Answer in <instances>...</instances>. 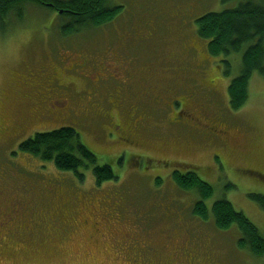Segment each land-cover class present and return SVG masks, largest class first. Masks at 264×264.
<instances>
[{
    "label": "rangeland",
    "instance_id": "rangeland-1",
    "mask_svg": "<svg viewBox=\"0 0 264 264\" xmlns=\"http://www.w3.org/2000/svg\"><path fill=\"white\" fill-rule=\"evenodd\" d=\"M238 1L111 0L122 7L113 22L66 35L61 28L67 21L57 11L28 5L22 20L14 14L7 18L0 26V101L5 95L9 98L0 102V115L22 117L26 126L8 141L0 135V174L22 166L30 178L22 172L24 177L49 184L62 203L34 215L6 218L8 223L0 224V264H264V259L238 246L235 226L224 231L212 219L194 215L192 206L198 195L178 188L171 178L173 169H182V163L195 164L209 173L206 177L198 172L214 187L213 195L205 200L208 208L224 197L264 236V211L248 196L264 194V76L253 74L245 106L232 110L227 84L239 73L240 53L227 57L230 75L226 77L225 63L220 57L209 58L207 40L197 35L195 22L206 11L221 10L231 2L235 6ZM185 7L187 14L174 18ZM148 30L153 32L149 42L140 38V32ZM193 43L199 49L193 50L191 67L199 81L191 97L195 98L198 129L207 130L204 124H211L226 132L220 136L195 130L179 134L165 123L171 110L143 100L139 89L132 100L141 108V142L122 160H115L123 145L115 140L112 125L98 114L81 112L88 98L98 101L113 122L126 123L127 111L113 106L105 88L99 92L89 84L90 72L85 67L76 72L68 64L78 63L81 55L99 63L102 49L131 50L137 56L132 62L135 76L148 73L150 84L169 88L166 104L172 96L186 94L182 91L185 82L171 69L181 46ZM209 78L213 85L206 84ZM46 81L62 85L75 115L50 111L48 96L35 93ZM91 91L95 94L89 96ZM35 97L42 102L39 113H33ZM201 111H207V123ZM61 126L77 129L98 163L109 164L116 179L97 185L92 168L80 170L84 176L79 179L71 171L58 170L50 161L19 150L20 142L35 132ZM221 138L227 146H222ZM84 221L87 229L95 222L102 227L105 223V229L88 239L78 224ZM65 229L76 232L63 239ZM149 241L150 248H144Z\"/></svg>",
    "mask_w": 264,
    "mask_h": 264
},
{
    "label": "trees",
    "instance_id": "trees-1",
    "mask_svg": "<svg viewBox=\"0 0 264 264\" xmlns=\"http://www.w3.org/2000/svg\"><path fill=\"white\" fill-rule=\"evenodd\" d=\"M28 5L38 9L57 11L59 16L64 17L67 22L62 25V35L103 27L102 25L113 22L122 8L119 5H113L111 0H0V26L11 14H14L18 20H22ZM233 5L234 2H231L229 7L221 10L206 11L195 22L197 35L200 39L207 40L206 53L209 58L220 57V60L225 63L226 77L230 75V62L227 57L240 53L239 73L227 84L229 107L237 111L243 108L248 100L249 83L253 74L258 73L264 76V0H239L237 5ZM185 57L190 59L191 55ZM222 142V146H227L226 140ZM18 148L22 152L38 157L41 161H50L58 170L73 172L79 179L84 176L80 170L92 168L97 185L116 179L111 166L107 163H98L95 153L82 141L80 133L72 126L35 132L21 141ZM127 151L130 152L129 149ZM159 162L168 165L164 161ZM191 165L196 166L182 163V169H173L171 178L178 188L198 195V200L192 206V213L202 220L212 219L214 226L226 229L224 231L235 226V230L239 233L238 246L263 260L264 236L257 226L224 197L216 199L208 208L205 200L213 195L214 187L198 172H202L206 177L209 173L206 174L198 166L193 168ZM20 167L22 169L14 167L13 170L23 182L25 190L34 194L39 193L40 189L35 187V184L40 182L29 181L27 171ZM22 172L28 178L24 177ZM160 179L156 181L158 184L161 183ZM29 182L32 185H29ZM15 193L21 194L19 191ZM248 196L264 211V194L250 193ZM43 210L48 209L42 208L37 211ZM37 211H33L32 214L34 215ZM48 219L50 218L45 220Z\"/></svg>",
    "mask_w": 264,
    "mask_h": 264
},
{
    "label": "flooded vegetation",
    "instance_id": "flooded-vegetation-1",
    "mask_svg": "<svg viewBox=\"0 0 264 264\" xmlns=\"http://www.w3.org/2000/svg\"><path fill=\"white\" fill-rule=\"evenodd\" d=\"M187 10V7L180 10L178 15L174 14V18L186 15ZM140 38L149 42L153 38V32L149 30L141 31ZM196 49L198 48L194 43L193 46L190 44L183 45L181 46L179 53L173 57L175 64L171 71L176 73L179 81L185 82L182 91L186 90V94L184 96H179L180 98L172 96L170 102L166 104L164 102L166 95H171L169 88L164 84H150L151 81L148 73L137 78L135 76L137 70L135 66L132 65V62L137 56L131 50L114 48L102 49L99 53V59L101 60L99 63H94L88 56L81 55L78 57V63L75 65L68 64L70 70H73L72 68H74L75 70L73 71L76 72H78V68L85 67L84 71L90 72L89 78L91 79H88L89 84L92 86L95 85V87L100 89L99 92L105 88L108 97H111V101H113V106L127 111L129 118L126 123L120 124V122H113L111 115L104 111L105 108L98 101L93 103L92 99L88 98L86 106L83 107L85 111L81 112L84 115L92 113L98 114L105 119L107 118V121L112 125L113 131L116 132L117 140H115L123 145L116 160H122L124 154L128 152V149L134 148L141 142V108L138 106V101L135 100V102L132 100V95L139 89H142L143 100L150 102L154 107L167 106L171 110L165 123L179 134H186L191 130H195L201 132H216V135L218 133L220 136L222 133L226 132V130L220 125L213 126L211 124H204V126L207 127V130L198 129L199 119L195 115L196 111H194L193 105L195 98H191L195 94L192 90L197 89V86H199L197 72L194 68H191L194 64L192 53L193 50ZM187 55H191V58H186L185 56ZM100 63H104V65ZM98 64L100 66H97ZM148 69L153 70L151 67H148ZM208 80L209 81L206 84H214L212 78H209ZM44 83H46L45 87L39 86L35 93L48 96V107L50 111L62 115L68 113L70 116H72L74 112L77 113L74 105L70 104V101L67 98V91L62 89L61 84L57 83L51 85L49 81ZM205 88L207 87L205 86ZM93 94H95V92L91 91L89 96ZM5 98L8 99L9 97L5 95ZM33 101V113H39L43 107L42 102L37 97H35ZM85 101H87V99ZM54 106L56 107V110L54 109ZM175 106L178 107V110L175 109ZM2 115H0V135L1 137H5L6 141H8L20 133V131L26 126V121L22 117H8L5 114ZM200 116L201 119L207 123L209 120L207 111H201ZM20 127L22 128L19 129ZM218 127H220L219 130L217 129ZM221 140L223 139L221 138ZM137 156V154L134 155V157ZM2 173L3 174H0V214L2 216V218H0V224H7L8 221L6 218H16L18 215L25 216V214L31 215L38 209H50L54 204L61 205L62 202L60 201V195L55 189H50L49 184L36 183L35 187H39L40 192L34 194L25 190L26 188H24L23 182L19 180L14 170L12 172L11 168L9 170H4ZM31 182L28 184H31ZM15 191H19L22 195L15 193ZM5 210L9 212L7 215H5ZM78 224H80L79 226L84 230L88 239L95 237L92 234L93 232L99 233L100 231L103 232V229H105V223L103 227L102 225H98V222L91 223L89 225L90 229L85 228L88 225L87 221H84L82 225L81 222H78ZM75 232L76 230L67 231L65 229L62 238H69V236ZM150 246L151 242L149 241L145 244L144 248L148 249Z\"/></svg>",
    "mask_w": 264,
    "mask_h": 264
}]
</instances>
